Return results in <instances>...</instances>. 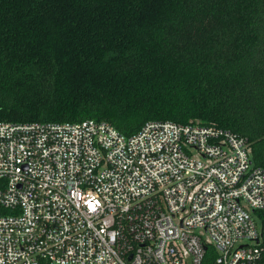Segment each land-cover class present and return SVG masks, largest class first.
<instances>
[{
  "label": "built area",
  "instance_id": "built-area-1",
  "mask_svg": "<svg viewBox=\"0 0 264 264\" xmlns=\"http://www.w3.org/2000/svg\"><path fill=\"white\" fill-rule=\"evenodd\" d=\"M250 156L198 122H0V264H264Z\"/></svg>",
  "mask_w": 264,
  "mask_h": 264
},
{
  "label": "trees",
  "instance_id": "trees-1",
  "mask_svg": "<svg viewBox=\"0 0 264 264\" xmlns=\"http://www.w3.org/2000/svg\"><path fill=\"white\" fill-rule=\"evenodd\" d=\"M85 120L214 125L263 166L264 0H0V122Z\"/></svg>",
  "mask_w": 264,
  "mask_h": 264
}]
</instances>
